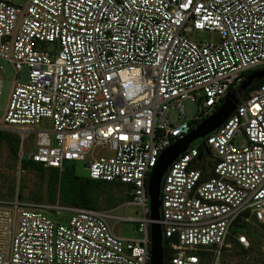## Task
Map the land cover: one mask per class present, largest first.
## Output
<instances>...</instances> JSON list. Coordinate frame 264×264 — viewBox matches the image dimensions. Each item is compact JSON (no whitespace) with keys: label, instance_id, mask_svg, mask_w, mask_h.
Instances as JSON below:
<instances>
[{"label":"built area","instance_id":"1","mask_svg":"<svg viewBox=\"0 0 264 264\" xmlns=\"http://www.w3.org/2000/svg\"><path fill=\"white\" fill-rule=\"evenodd\" d=\"M191 29L219 38L198 42ZM1 60L28 68L0 127L18 135V169L22 158L82 163L89 179L128 185L124 204L140 215L118 218L137 222L127 237L94 209L64 205L72 213L62 220L1 194L0 264H148V174L196 125H172L167 113L200 100L198 123L264 68V0H0ZM159 197L166 264H218L238 217L264 225V83L174 159Z\"/></svg>","mask_w":264,"mask_h":264},{"label":"rangeland","instance_id":"2","mask_svg":"<svg viewBox=\"0 0 264 264\" xmlns=\"http://www.w3.org/2000/svg\"><path fill=\"white\" fill-rule=\"evenodd\" d=\"M26 0H13L15 4L24 5ZM184 34L195 41H217L219 36L216 32L207 30L191 29ZM43 46L51 47V45L43 44ZM261 67L255 68L256 70ZM248 72H246L247 74ZM28 68L23 65L19 72L15 71L6 61H0V127L5 123V116L10 93L14 81L24 82L27 80ZM200 100L184 99L182 101V116L178 115L176 107H171L167 113V119L172 125H177L181 122H189L193 124L191 118L202 115L200 111ZM196 122V121H195ZM3 136L0 137V195L4 199H17L20 202L29 204L45 205L46 211L52 215L59 217L56 219H66L72 211L61 208L60 199L49 198V194L54 190H58V183L67 174H75L77 176L86 175V170L82 163L76 161H66L61 168H52L40 164L31 165L26 158L21 159V167L18 169V150L19 140L18 135L8 129L0 130ZM31 137L26 139L23 145V150L28 151ZM242 137L236 138L237 143H241ZM200 140L194 141V144ZM101 151V155H109L108 151ZM55 184V185H54ZM128 185L125 184H101L92 188L90 196L93 202V208L100 213L107 215L109 224L114 226L116 234L127 237H137L139 234L136 231L137 222L119 220V217H137L140 212L132 205L125 206V202L129 200ZM55 191V192H56ZM68 206H72L69 204ZM237 234H244L249 240V247L244 249L235 242ZM218 264H264V225L257 223L250 215L243 214L236 227L230 228L229 236L226 240V245L219 250Z\"/></svg>","mask_w":264,"mask_h":264},{"label":"water","instance_id":"3","mask_svg":"<svg viewBox=\"0 0 264 264\" xmlns=\"http://www.w3.org/2000/svg\"><path fill=\"white\" fill-rule=\"evenodd\" d=\"M264 78V68L252 71L234 88L228 90L221 105L209 116L198 122L184 137L166 147L148 174V217L150 219L149 263L163 264V234L160 225V186L164 173L176 157L187 146L215 131L234 111L244 91L256 81Z\"/></svg>","mask_w":264,"mask_h":264},{"label":"trees","instance_id":"4","mask_svg":"<svg viewBox=\"0 0 264 264\" xmlns=\"http://www.w3.org/2000/svg\"><path fill=\"white\" fill-rule=\"evenodd\" d=\"M250 72H248L247 74H245V77L249 74ZM264 83V78H262L261 80L256 81L254 84H252L251 86H249L244 93L242 94L241 98L244 99L249 91L254 88L255 86H257L258 84ZM194 124H197V122H193ZM3 136L2 131H0V137ZM29 163L31 165H37L39 163L33 162L31 160L25 161L23 162V164ZM22 162L20 163L21 166ZM41 165V164H40ZM68 176L63 177L59 183H58V190L55 192L54 190L52 191L51 194H49V198H55V196H57L60 201L61 204L63 205H69L72 204V206H76V207H83V208H93V202L91 201V190L92 188L96 187L97 185H101V184H114L111 182H102V181H98V180H92L89 179L88 177H86V175L83 176H77L75 174H67ZM55 185V184H54ZM240 217H238L233 225L231 226L232 231L233 229L236 227V225L238 224ZM235 242L238 244L237 240H235ZM163 258H164V262L163 264H166V243L165 240H163Z\"/></svg>","mask_w":264,"mask_h":264}]
</instances>
